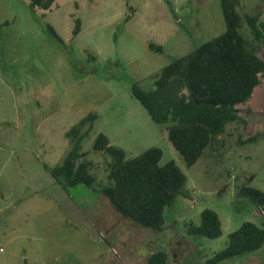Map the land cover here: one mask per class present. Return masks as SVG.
Masks as SVG:
<instances>
[{"label":"rangeland","instance_id":"374dc122","mask_svg":"<svg viewBox=\"0 0 264 264\" xmlns=\"http://www.w3.org/2000/svg\"><path fill=\"white\" fill-rule=\"evenodd\" d=\"M240 2V14L259 13L264 23V0ZM226 28L221 0H55L49 10L0 0L1 68L19 108L0 127L13 151L0 177V264H148L159 250L168 264H202L245 221L264 227V210L238 195L246 184L264 191V77L238 106L239 119L191 167L169 140L170 123L156 122L132 91L136 82L153 88L166 65ZM240 30L255 42L247 24ZM90 112L98 117L71 143L68 131ZM99 133L127 157L160 147L161 164L175 160L186 173L184 194L165 208L162 230L125 217L104 192L107 155L93 150ZM77 145L96 181L65 189L50 169ZM205 208L220 215L218 238L189 233ZM217 264H264V245Z\"/></svg>","mask_w":264,"mask_h":264},{"label":"trees","instance_id":"16d2710c","mask_svg":"<svg viewBox=\"0 0 264 264\" xmlns=\"http://www.w3.org/2000/svg\"><path fill=\"white\" fill-rule=\"evenodd\" d=\"M55 0H30L31 7L49 10ZM240 0H221L226 30L204 42L188 54L173 60L155 77L154 87H132L135 97L158 123H170L168 137L191 167L205 153L215 137L223 134L229 122L239 119L238 106L246 103L264 77V23L260 14L244 16L237 10ZM247 24L254 36L251 42L240 30ZM77 20L74 33H79ZM49 30L60 38L52 25ZM150 47L162 52L154 43ZM98 117L90 112L68 131L71 143L83 137V129ZM93 150L107 155L108 185L104 192L125 217L143 227L162 230L166 224L165 208L184 194L187 175L175 160L161 164L163 150L153 146L134 157L113 145L105 133H99ZM87 155L75 146L62 164L50 169L51 175L65 189L85 184L92 186L96 177L93 162L80 160ZM253 177H250L252 179ZM264 210V191L243 185L238 192ZM189 233L218 238L222 220L218 212L205 208L200 224H192ZM264 245V227L245 221L229 234V243L202 264H217L225 259L254 253ZM169 255L159 250L148 264H168Z\"/></svg>","mask_w":264,"mask_h":264},{"label":"crops","instance_id":"0c3cea01","mask_svg":"<svg viewBox=\"0 0 264 264\" xmlns=\"http://www.w3.org/2000/svg\"><path fill=\"white\" fill-rule=\"evenodd\" d=\"M1 67L2 65L0 62V127L1 125L6 127L7 124H11V121L8 120V116H10V114L15 115L19 108H15L18 97L16 96V88L12 81L7 78ZM2 133L3 132L0 131V177L3 175L5 167L13 153V151H11V153L8 154L7 146L4 144L3 137L1 138Z\"/></svg>","mask_w":264,"mask_h":264},{"label":"built area","instance_id":"2783aa9c","mask_svg":"<svg viewBox=\"0 0 264 264\" xmlns=\"http://www.w3.org/2000/svg\"><path fill=\"white\" fill-rule=\"evenodd\" d=\"M3 248L1 247L0 250H2Z\"/></svg>","mask_w":264,"mask_h":264}]
</instances>
